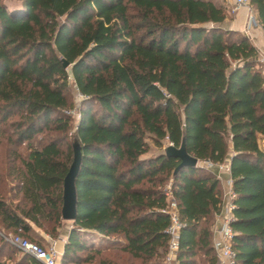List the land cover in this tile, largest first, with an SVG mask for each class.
I'll return each mask as SVG.
<instances>
[{"label":"trees","instance_id":"16d2710c","mask_svg":"<svg viewBox=\"0 0 264 264\" xmlns=\"http://www.w3.org/2000/svg\"><path fill=\"white\" fill-rule=\"evenodd\" d=\"M10 1L0 0V239L43 246L36 230L60 233L71 79L83 95L71 134L80 164L59 264H161L167 192L182 224L177 264H213L219 180L201 166L173 174L179 160L163 150L181 141L198 161L228 158L235 262L264 264L263 78L248 37L222 26L226 6ZM249 5L264 34V0ZM10 264L40 263L22 253Z\"/></svg>","mask_w":264,"mask_h":264},{"label":"built area","instance_id":"2783aa9c","mask_svg":"<svg viewBox=\"0 0 264 264\" xmlns=\"http://www.w3.org/2000/svg\"><path fill=\"white\" fill-rule=\"evenodd\" d=\"M238 8H244L246 10V26L244 29V33L248 34L249 28L251 26L258 25L255 13L249 5V0H231L228 12L234 13ZM257 67L262 75L264 87V52L258 53ZM69 81L72 82L71 79H69ZM73 89L75 91V98L73 106L68 111V113L70 115H75L77 118L78 114L76 112V109L79 101L83 99V95H81L75 88ZM197 165L206 168L215 167L218 177L220 173L225 175L224 182L227 186V189L223 195V203L221 200L220 214L217 215L219 221L218 229L215 231L216 235L214 236V238H212L211 241L214 255L213 264H236L235 254L232 248L233 232L230 228V222L232 220L231 210L233 208L232 199L234 197V194L231 188L228 158L221 163L197 161ZM166 195L167 203L162 211H164L168 215L169 223L165 230L167 234V241L161 264H177L176 255L178 251V237L179 230L182 224L178 218L175 201L168 192L166 193ZM2 238L14 248H16L19 252L28 254L40 264H59L62 245L59 248L57 239H51L46 245L41 246L35 242H31L21 237L18 234H7L3 235Z\"/></svg>","mask_w":264,"mask_h":264},{"label":"water","instance_id":"95a60500","mask_svg":"<svg viewBox=\"0 0 264 264\" xmlns=\"http://www.w3.org/2000/svg\"><path fill=\"white\" fill-rule=\"evenodd\" d=\"M62 66L66 67L67 62L62 60ZM72 159L67 168V171L62 179L61 187V207L60 219L62 221H73L76 214V196L74 181L77 175L80 164V146L76 140L71 142ZM163 153L165 156L176 157L179 160L178 165L174 168L173 174L181 167H196L197 159L190 156L185 151L184 143L181 141L177 148L168 144L164 147ZM216 172V168H212Z\"/></svg>","mask_w":264,"mask_h":264},{"label":"crops","instance_id":"0c3cea01","mask_svg":"<svg viewBox=\"0 0 264 264\" xmlns=\"http://www.w3.org/2000/svg\"><path fill=\"white\" fill-rule=\"evenodd\" d=\"M214 1H216L220 4H223L224 6H226L227 9H228L229 5L231 4V0H214ZM228 14H229V12H228ZM222 26L227 28V29L238 31V32L244 34L246 37H248L250 43L256 48L258 53L264 52V34H263L259 25L251 26L249 28L248 34L244 33V29L246 26V10L244 8H238L233 13L232 16L230 15L229 17H226L222 23ZM258 145H259V148L264 149V139H259ZM204 168H206V167H204ZM208 169H210V171L213 172L215 174L216 178L219 180L221 200L223 203V195L227 189V186L224 182L225 175L220 173V175L218 177L217 173L214 172V170L212 168H208ZM218 224H219L218 218H217V216H215L213 219V223L211 225V233H212L211 241H212V238H214V236L216 235L215 231L218 229ZM38 231H39L38 236L44 240V243H45L44 245H46L49 242V240H51V238L47 234L43 233L41 230H38ZM64 237H65V234H64ZM56 239L58 240V238H56Z\"/></svg>","mask_w":264,"mask_h":264},{"label":"rangeland","instance_id":"374dc122","mask_svg":"<svg viewBox=\"0 0 264 264\" xmlns=\"http://www.w3.org/2000/svg\"><path fill=\"white\" fill-rule=\"evenodd\" d=\"M6 4H7V6L9 7V8H11V1L10 0H3ZM229 8H230V5H229V7H228V10H229ZM232 16L233 15V13H229L228 15H227V17H229V16ZM69 82H71V81H69ZM68 91H69V94H70V97H71V100H73L72 102H74V98H75V91H74V89H73V87H72V85H71V83H69V88H68ZM73 118H72V121H71V129H70V131H69V133H68V137H67V139H69V142L71 143L74 139H72V136H71V134H72V130H73V127H74V125H75V123H76V116L75 115H71ZM70 222L71 221H61V229H60V233H59V235L57 236V238H58V244H59V248L61 247V245H62V242H63V240H64V234L66 233V231L68 230V228L70 227ZM3 232H6V231H0V234L1 233H3ZM38 230H36V233H37V235H38ZM3 236V235H2ZM7 245H9L8 243H6V242H4V240L3 239H0V248H6V249H3V251L0 253V261H3L4 263H6V264H10V263H12V261L13 260H15L16 258H18L19 256H21V252H19L16 248H13L14 250H13V252H11L10 250H8V247H7ZM13 253V254H12ZM106 254L108 255V254H111V251H109V252H106Z\"/></svg>","mask_w":264,"mask_h":264}]
</instances>
